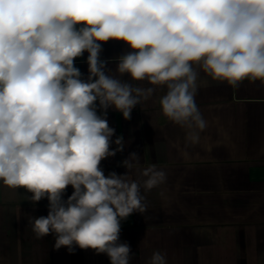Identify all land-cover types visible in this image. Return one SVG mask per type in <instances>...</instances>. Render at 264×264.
<instances>
[{"label":"clouds","instance_id":"obj_1","mask_svg":"<svg viewBox=\"0 0 264 264\" xmlns=\"http://www.w3.org/2000/svg\"><path fill=\"white\" fill-rule=\"evenodd\" d=\"M109 41L130 49L115 71L100 57ZM85 52L86 79L75 66ZM201 74L232 88L264 86V0H0V182L31 193L33 204L48 200L47 216L29 221L35 237L130 264L122 221L147 211L143 193L166 174L141 168L135 152L122 161L125 174H104L101 162L125 147L122 136L112 140L107 112L129 120L166 88L162 114L195 145L207 127L195 102L208 84ZM147 264H167L166 254Z\"/></svg>","mask_w":264,"mask_h":264},{"label":"crops","instance_id":"obj_2","mask_svg":"<svg viewBox=\"0 0 264 264\" xmlns=\"http://www.w3.org/2000/svg\"><path fill=\"white\" fill-rule=\"evenodd\" d=\"M102 49L112 71L116 58L130 50L122 41L103 43ZM87 56L75 60L84 79ZM201 78L208 84L195 102L207 127L195 145H186V130L162 114L158 101L166 88L157 87L129 120L114 109L107 112L112 140L122 136L125 147L101 162L104 174H125L122 161L133 152L141 168L155 164L166 174L164 183L143 193L147 211L122 221L120 242L131 248L130 264H147L155 251L166 254L167 264H264V86L245 80L232 88ZM72 192L68 186L63 198ZM30 195L0 182V264H110L107 255L91 249H55L54 235L37 239L29 221L47 216L48 200L33 204Z\"/></svg>","mask_w":264,"mask_h":264}]
</instances>
